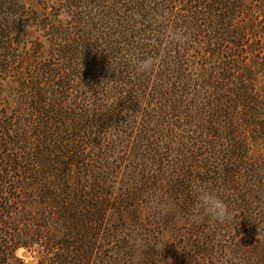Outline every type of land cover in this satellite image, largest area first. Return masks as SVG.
<instances>
[{
  "label": "trees",
  "instance_id": "obj_1",
  "mask_svg": "<svg viewBox=\"0 0 264 264\" xmlns=\"http://www.w3.org/2000/svg\"><path fill=\"white\" fill-rule=\"evenodd\" d=\"M142 57L153 67L136 73ZM262 77L264 0H0V79L17 85L0 91V264H27L21 248L37 264H218L224 234L264 254ZM130 147L115 194L110 159ZM155 174L205 227L191 246L114 236ZM194 185L229 218L197 213Z\"/></svg>",
  "mask_w": 264,
  "mask_h": 264
},
{
  "label": "rangeland",
  "instance_id": "obj_2",
  "mask_svg": "<svg viewBox=\"0 0 264 264\" xmlns=\"http://www.w3.org/2000/svg\"><path fill=\"white\" fill-rule=\"evenodd\" d=\"M30 5L33 6V8L40 10L39 6H35V2ZM24 34L28 40H33L35 39V37L40 36L42 33L36 32L34 28H27L25 29ZM40 39L45 40L42 37H40ZM260 80V84L264 85V77H262ZM16 89L17 85L13 84L9 79L6 81H2L0 79V91H3L7 96L10 95L11 98L15 97L17 93ZM140 148H144L145 150V148H147V144L141 143ZM131 149V147L127 148L124 155H119L118 157L115 155L110 159L113 164L112 168L114 167V175L119 172V174H117L118 178L116 180V183H114L115 194L119 192V188H123V185L124 187H127L128 184L132 185L131 180L134 177L131 176L132 174L130 173V171L133 170L132 166H134V163L131 160V155L133 150H135L136 148L133 147V150ZM253 150L255 151V154L259 152L264 154V148H261L260 146L254 147ZM145 154L152 155L153 152L151 151ZM145 163L149 164L150 161H145ZM160 171L158 170L157 172ZM157 174L150 176L151 181L153 184H155V186L151 185L147 188L150 194L147 195L148 198H143V200H145L144 207L141 208L142 211L139 213V215L135 216L132 214V208L134 207L124 208V210L121 212L123 220L120 221V212H115L113 216V223H115L114 227L116 228V231L111 230L114 229V227L108 230H110V233L115 231L114 236H117L116 234H118L120 238L126 240L127 243H143L145 239H159L161 241L179 240L185 245L187 244L191 246L194 240H197L200 236L203 235V228L205 227H203L202 224L199 226H195L196 223H192V207H184V209H181V206L179 205L181 196L173 192L174 188L171 189L170 184L167 181V177L160 178L159 176L157 177ZM111 180L115 179L111 178ZM111 180L105 181L106 184L104 188L106 187V190L108 188L107 186H109L108 184L112 185ZM161 181L162 184H159ZM157 187L158 189L155 191ZM122 190V193L128 194V192L125 191V188H123ZM210 226L212 227V225ZM207 229H209V226H206V230ZM203 238L205 237L203 236ZM214 242L217 243V247L219 246L218 249L220 251L219 255L216 256L218 264H264V254L260 251H254L252 247H247V249H243L240 252L236 251L237 249L234 246L232 235L229 236V234H224L214 236ZM27 253H30L31 256L35 258V264H37L39 259V255L37 252L32 253L24 248H21L16 252V255L28 264L25 259V255ZM259 254H261V256L258 258L257 256Z\"/></svg>",
  "mask_w": 264,
  "mask_h": 264
},
{
  "label": "clouds",
  "instance_id": "obj_3",
  "mask_svg": "<svg viewBox=\"0 0 264 264\" xmlns=\"http://www.w3.org/2000/svg\"><path fill=\"white\" fill-rule=\"evenodd\" d=\"M153 67V59L151 57L137 58L132 61V69L136 73L150 72ZM193 191L196 194L194 204L195 211L207 216L210 220L217 223H222L229 218V206L224 198L214 191H209L199 185L193 186ZM28 264H35V258L30 253L25 255Z\"/></svg>",
  "mask_w": 264,
  "mask_h": 264
}]
</instances>
